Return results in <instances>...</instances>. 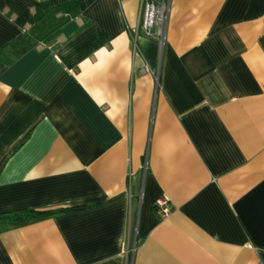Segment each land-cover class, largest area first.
<instances>
[{"label":"crops","instance_id":"obj_1","mask_svg":"<svg viewBox=\"0 0 264 264\" xmlns=\"http://www.w3.org/2000/svg\"><path fill=\"white\" fill-rule=\"evenodd\" d=\"M140 11L0 0V213L53 212L0 264H264V0H172L162 46Z\"/></svg>","mask_w":264,"mask_h":264},{"label":"trees","instance_id":"obj_2","mask_svg":"<svg viewBox=\"0 0 264 264\" xmlns=\"http://www.w3.org/2000/svg\"><path fill=\"white\" fill-rule=\"evenodd\" d=\"M59 10V7L48 9L31 28L9 45L16 57L34 48L40 41L49 42L54 39L58 32L57 28L62 22V18L57 17ZM51 214H53L52 210L30 209L2 212L0 213V233L10 228L42 220Z\"/></svg>","mask_w":264,"mask_h":264},{"label":"built area","instance_id":"obj_3","mask_svg":"<svg viewBox=\"0 0 264 264\" xmlns=\"http://www.w3.org/2000/svg\"><path fill=\"white\" fill-rule=\"evenodd\" d=\"M171 3L172 0H141L139 27L147 38L155 40L160 46L164 42ZM143 71L156 74L148 66H144ZM154 208L160 217L167 216L171 211L163 197L155 199Z\"/></svg>","mask_w":264,"mask_h":264}]
</instances>
